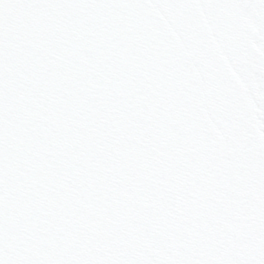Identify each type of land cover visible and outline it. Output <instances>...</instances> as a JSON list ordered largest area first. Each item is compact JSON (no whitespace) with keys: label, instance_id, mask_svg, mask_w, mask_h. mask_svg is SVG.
<instances>
[{"label":"snow or ice","instance_id":"1","mask_svg":"<svg viewBox=\"0 0 264 264\" xmlns=\"http://www.w3.org/2000/svg\"><path fill=\"white\" fill-rule=\"evenodd\" d=\"M0 264H264V0H0Z\"/></svg>","mask_w":264,"mask_h":264}]
</instances>
